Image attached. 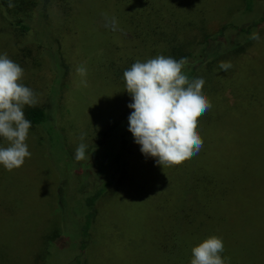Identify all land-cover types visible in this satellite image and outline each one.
Listing matches in <instances>:
<instances>
[{
  "label": "rangeland",
  "instance_id": "rangeland-1",
  "mask_svg": "<svg viewBox=\"0 0 264 264\" xmlns=\"http://www.w3.org/2000/svg\"><path fill=\"white\" fill-rule=\"evenodd\" d=\"M3 1L0 0V41L6 45L4 53L15 62L28 55L37 65L41 61L38 59L40 37L34 35L32 39L23 35L20 19L13 15L7 17L5 7V1L23 7L30 0ZM201 1L209 6L212 17L220 19L229 18L243 4V0ZM72 7L70 17L56 21L52 28L54 38L62 43V49L60 46L52 52L60 53L61 49L63 64L72 67L70 75L66 69L59 71L49 67L46 69L49 77L42 82L37 65L35 86L31 84L37 93L38 105L51 115L49 124L47 128L30 131L27 143L31 158L26 159L21 168L6 171L0 167V264H72L76 259L82 264H186L188 261L180 260V250L167 255L161 246L166 242V229L177 230L180 225L187 231L184 240L192 246L210 237L215 222L207 220L201 224L196 215L213 212L211 184L203 178L218 177V191L222 194L227 186L233 185L250 198H258L261 184L264 185L262 157L260 160L250 157L247 142H242L240 133L229 140V125L249 123L251 128L246 134L251 137V148L258 155L256 129L251 122L257 115L256 110L251 109L256 104H251L250 98L245 99L250 90L249 81L234 71L235 65L220 72V87L213 101L229 104L230 97L236 96L242 108L245 102L249 106L232 111L236 116H226L225 113L230 112L224 107L223 112L210 108L206 114L218 115L220 123H224L226 116L227 126L214 128L206 122L202 129L197 127L201 130L203 147L181 164L163 168L154 158H146L133 141L123 162L124 179L115 188L116 149L113 150V135L108 137L106 127L113 126L116 118L131 110L128 108L131 97L124 91L125 84L115 82L113 28L108 26L106 17L112 18L116 8L113 0H75ZM234 17L238 23H250L260 20L262 13ZM42 38L47 37L42 34ZM75 39L79 41L78 49L70 41ZM258 44L264 47V33ZM261 51L256 52L253 60L254 68L259 69L254 81L264 90V49ZM77 58L81 63L76 62ZM81 66L87 69L83 78L76 72ZM82 79L86 80V86L81 83ZM262 93L263 97L264 91ZM41 137L45 139L43 146ZM81 142L87 145L86 159L76 161L75 149ZM90 162L95 168L93 175L84 170ZM91 177L95 180L91 181ZM91 182L97 186L88 187ZM100 190L103 192L96 203L98 215L91 228L88 247L81 254L82 215L87 210L83 204ZM61 192L66 203L59 210ZM198 195L199 204L189 201ZM224 205L226 203L220 209H224ZM245 211L244 207L242 240L227 244L232 246L234 254L230 264H264V211L257 214ZM175 213L180 217L188 213L191 219L179 217V225ZM223 213H227L225 209ZM55 233L64 239L66 247L45 243L46 238ZM44 251L48 254H43ZM38 255L45 258L39 257L36 261Z\"/></svg>",
  "mask_w": 264,
  "mask_h": 264
},
{
  "label": "trees",
  "instance_id": "trees-1",
  "mask_svg": "<svg viewBox=\"0 0 264 264\" xmlns=\"http://www.w3.org/2000/svg\"><path fill=\"white\" fill-rule=\"evenodd\" d=\"M1 1L4 3L3 0ZM113 3L116 8V13L113 11V17L118 21L115 30H113V41L115 43L113 68L117 69L115 82L125 84L123 73L137 60L146 61L157 55L170 56L177 60L183 58L185 60L183 70L189 78H203V91L211 101V109L223 112L224 107L226 111L230 112L228 114L225 113L226 116H236V114L231 113L241 106V103L236 100V96L230 97L229 104L223 101H221L223 104L219 101L217 103L213 101L214 94L219 91L220 87L218 77L220 72L223 71L219 70L220 63L229 62L231 66L235 65L234 71L236 73L239 72L242 79L249 81L250 90H247L245 99L250 98L249 102L256 104V107L254 106L251 109L256 110L257 115L251 122L256 129L254 132L256 133L255 144L258 146V155L251 148V137L246 134L251 128L249 123L229 125V140L240 133L243 137H241L242 142H247L246 150L250 153V157L253 156L257 160L262 157V161H264V96L262 97L264 90L261 89L258 82L254 81L258 76L257 72L259 69L254 68L253 62L256 52L264 49L263 45L260 46L258 44L264 33V0H243L242 6L233 11L230 14L231 18L227 19L212 17L209 6L201 0H178L174 2L159 0L156 3L151 0H113ZM5 4L7 17L12 18L11 15H13L14 18L20 19L19 24L23 35L31 36L32 39H35L34 35H37L42 43L39 47L41 53L38 59L41 61L37 62L38 66L28 59V55L21 56L16 62L24 69L23 83L33 89L31 84L35 86L36 66L43 76L42 82H45L49 77V73L46 72L49 67L59 71L66 69L69 76L72 67L63 64L65 60L61 51L62 43L54 38L52 28L56 21H66L70 17L75 0H30L23 7L12 5L11 2L7 3L6 1ZM255 12L262 13V18L258 21L250 23L234 21L235 15L244 16ZM42 34L43 37L47 38H42ZM116 35H118L117 40ZM119 40L122 43H119ZM70 41H72L75 48H79V46H76L79 43L78 39ZM60 46V53L52 52V49L57 50ZM5 47L6 45L1 42V53H4ZM76 62L81 63L78 58ZM257 84L258 86H256ZM36 87L39 88L37 83ZM48 99H51V93H49ZM218 104L221 105L218 106ZM244 105L245 108L241 106L242 109H247V106H249L247 102ZM131 111L133 110L131 109L124 116L116 118L113 121V126L106 127L107 132L109 131L108 135H110L108 137L113 135V150L116 149L113 159V169L115 166L117 168V170H113V187L115 188L124 179L125 174L121 171L126 166L123 162L124 159L126 160L127 151L134 141L133 135L128 131V116ZM25 115L31 121L32 127L30 131L33 132L40 128H47L51 117L47 109L38 104L35 107H27ZM226 116L224 123H220L218 115L210 117L204 112L198 117L197 127L202 129L206 122L214 125V128L225 127L228 121ZM200 129L199 131H201ZM47 130L49 131V128ZM47 134L49 135V133ZM40 142L43 146L45 139L41 137ZM3 143L6 146V142ZM93 143H96V141L93 140ZM94 145L96 146V144ZM91 163L84 170L91 171L89 174L93 175L92 171L95 172V168ZM253 163L254 165L257 164L256 162ZM120 172L122 176L118 179ZM92 180H95V178L91 177ZM203 180L211 184L213 212H202V214L196 215L201 224H204L207 220L215 222L210 236H218L223 239L225 246L223 255L230 260L234 254L231 252L233 250L232 246L227 244L232 245V243L242 240L240 228H242L241 217L243 208H246V213L252 214L264 211V185L261 184L258 198H250L246 197L245 191L235 188L233 185L227 186L224 194L220 193L218 191L220 184L218 177H204ZM90 186L94 188L97 185L91 182L88 184V187ZM95 192L86 199V205L83 204V208L87 207V210L86 214L82 215L83 219L81 218L84 223L81 231V244L79 243L81 245V254L88 247L91 228L98 215L96 203L103 191ZM195 198L193 200L192 196V200L189 201H195L199 204L200 195ZM65 203V195L61 192L59 210L65 207ZM223 203H226L224 209L227 213H223L224 209H220ZM174 216L177 219V224H179L180 216L177 213ZM181 217H185L188 220L191 219V215L188 213H183ZM171 222L175 221L172 220ZM170 228L166 229V242L161 246L163 253L172 255L177 250H180V260L188 261L186 264H190L192 258L191 249L200 242L198 241L193 246L191 243L186 242L184 239L187 231L182 225L177 230ZM62 239L60 235L55 233L48 236L45 243L47 245L54 244V246L63 245V247H66L67 244H64V239ZM44 253L45 255L48 254L46 251ZM39 257L41 259L45 258L44 255H38L36 261L39 260ZM43 261L47 262L46 259ZM72 264L82 263L80 259H76Z\"/></svg>",
  "mask_w": 264,
  "mask_h": 264
},
{
  "label": "clouds",
  "instance_id": "clouds-1",
  "mask_svg": "<svg viewBox=\"0 0 264 264\" xmlns=\"http://www.w3.org/2000/svg\"><path fill=\"white\" fill-rule=\"evenodd\" d=\"M106 20L115 30L116 18ZM184 64L183 58L157 55L137 60L123 73L124 91L131 97L128 108L133 110L128 116V131L140 152L163 168L179 165L200 152L203 139L197 120L212 107L203 91V78L190 79ZM219 67L226 72L231 64L221 62ZM76 72L83 78L87 69L81 66ZM23 77L24 69L6 53H0V167L6 171L21 168L31 158L27 140L32 124L25 109L37 106L38 96L23 83ZM81 83L87 84L84 79ZM86 153L87 145L81 142L74 159L85 160ZM224 251L223 239L210 236L191 249L190 264H230Z\"/></svg>",
  "mask_w": 264,
  "mask_h": 264
}]
</instances>
